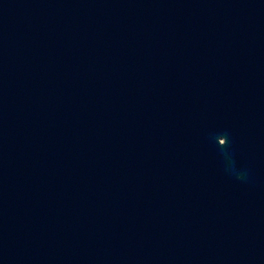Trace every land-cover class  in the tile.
Returning <instances> with one entry per match:
<instances>
[{
    "label": "water",
    "instance_id": "1",
    "mask_svg": "<svg viewBox=\"0 0 264 264\" xmlns=\"http://www.w3.org/2000/svg\"><path fill=\"white\" fill-rule=\"evenodd\" d=\"M0 264H264V0H0Z\"/></svg>",
    "mask_w": 264,
    "mask_h": 264
}]
</instances>
